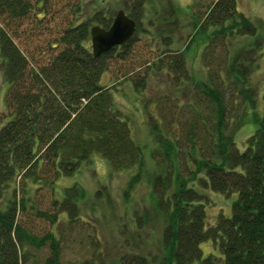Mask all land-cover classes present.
Here are the masks:
<instances>
[{
	"label": "trees",
	"instance_id": "16d2710c",
	"mask_svg": "<svg viewBox=\"0 0 264 264\" xmlns=\"http://www.w3.org/2000/svg\"><path fill=\"white\" fill-rule=\"evenodd\" d=\"M30 1L0 0V13L6 11L11 20L22 19L34 5L37 8L40 4ZM144 2L134 0L125 10L135 23L143 14ZM71 12L72 21L57 42L63 48L38 68L29 67L26 56L0 28V70L7 85L6 106L10 109L8 121L0 127V264H25L23 246L38 249L46 244L50 256L45 264H62L55 235L35 237L17 223L18 214L28 202V184H39L37 175L43 165L53 170L56 180L74 174L93 155L104 158L114 172L134 168L137 172L134 179L144 171L142 147L133 137L126 118L113 108L111 87L101 81L107 59L114 53L123 59L134 34L125 44L94 58L87 47L89 29L94 25L108 28L112 14L94 8L84 15L81 0L72 4ZM190 17L194 33L204 34L206 42L255 34L254 25L238 10L237 0H194L190 4ZM209 28L211 33L206 35ZM256 43L254 48L259 46ZM179 55L176 54L174 62L177 68L182 65ZM229 75V70H225V77L229 79ZM144 82L138 79L140 89ZM196 89L192 100L196 105L204 102L210 109L207 117L213 126L212 154L204 146L201 131L206 120L201 114L188 122L182 144L165 137L167 144L158 142L151 149L156 167L150 181L151 196L164 221V254L155 264H214L210 255L202 256L200 245L205 241L218 244L222 264H264V89L259 114L255 113L250 96L244 95L253 111L256 128L241 152L233 141L223 139L226 117L223 91L207 83H197ZM154 131L163 135L159 129ZM56 180L51 182L52 186ZM203 190L224 195L235 193L230 216L219 215L215 224L208 226ZM81 194L76 186L65 188L61 200L53 201L56 213L50 215L34 209V216L54 224L57 211H61L73 220ZM95 262L86 260L83 264ZM118 264H147V261L144 257L123 255Z\"/></svg>",
	"mask_w": 264,
	"mask_h": 264
},
{
	"label": "rangeland",
	"instance_id": "374dc122",
	"mask_svg": "<svg viewBox=\"0 0 264 264\" xmlns=\"http://www.w3.org/2000/svg\"><path fill=\"white\" fill-rule=\"evenodd\" d=\"M36 1L40 2L37 8L34 5L22 19L11 20L6 11L0 13V28L26 56L30 68L42 67L63 48L57 42L72 21L71 8L76 2H30ZM132 1L81 0V3L84 15L100 8L114 17L119 10L125 12ZM193 1L145 0L143 14L136 23L137 32L127 48L128 54L121 59L114 53L106 62L101 81L111 87L113 108L126 118L133 137L142 147L144 171L141 175L134 179L137 173L134 168L114 172L104 158L93 155L74 174L57 180L53 170L43 165L37 175L39 184H28V202L25 210L18 214L17 223L35 237L47 233L55 235L62 264H83L86 260H95V264H118L123 255L144 257L147 264H155L163 256L164 221L155 208L150 190L151 177L156 173L151 149L157 147L158 142L167 144L165 137L177 139L182 144L188 122L192 123L201 114L206 120L201 131L204 146L207 153L210 152L214 142L212 120L207 117L210 109L206 103L196 105L192 100L197 83H207L223 91L226 109L223 139L233 141L240 152L256 128L253 111L244 95L250 96L255 113L259 114L264 89V0H237L238 10L255 27L254 37L234 36L216 43L206 42L202 33H194L190 17ZM211 30L209 28L206 35ZM255 42L259 46L254 48ZM87 47L91 50L89 40ZM177 53L182 60L179 68L174 64ZM225 70L231 73L229 79L225 77ZM223 77L226 79L221 81ZM138 79L145 80L143 89ZM135 86L140 91H136ZM6 97L7 85L0 70V127L9 118ZM150 107L153 114L149 112ZM156 128L163 135L154 133ZM190 153L196 156L194 151ZM53 180L56 181L52 186ZM74 186L83 193L77 200V217L70 220L57 211V223L51 224L34 216V209L50 215L56 213L54 199L61 200L62 191ZM202 193L208 226L215 224L219 215L230 216L235 193L224 195L210 190ZM200 249L203 257L210 255L214 264H222L217 243L205 241ZM21 251L25 253V264H45L50 256L47 244L38 249L23 246Z\"/></svg>",
	"mask_w": 264,
	"mask_h": 264
},
{
	"label": "water",
	"instance_id": "95a60500",
	"mask_svg": "<svg viewBox=\"0 0 264 264\" xmlns=\"http://www.w3.org/2000/svg\"><path fill=\"white\" fill-rule=\"evenodd\" d=\"M134 32V20L129 18L123 10L117 11L107 29L97 25L89 29L92 56L97 58L111 48L125 44Z\"/></svg>",
	"mask_w": 264,
	"mask_h": 264
}]
</instances>
